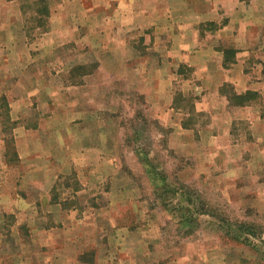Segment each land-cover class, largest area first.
Here are the masks:
<instances>
[{
  "label": "rangeland",
  "instance_id": "rangeland-1",
  "mask_svg": "<svg viewBox=\"0 0 264 264\" xmlns=\"http://www.w3.org/2000/svg\"><path fill=\"white\" fill-rule=\"evenodd\" d=\"M119 1L86 0L87 11H92L88 3L91 7L94 2L98 5L101 26L96 33L87 31L86 18L81 23L85 33L75 42L61 45L59 41L44 38L42 31L51 14L57 16L60 25L63 12L73 31L78 15L85 11L79 0H0V137L3 135L6 139L7 161L13 165L19 161L16 146L19 136L24 137L18 132L23 125L48 126L49 109H52L48 106L49 99L55 92L61 94L62 76L64 84L76 87L69 90L73 97L77 100L86 97V114L94 111V96L97 106L106 109L102 117L97 115L81 132L70 128L68 148L52 142L46 132L31 134L38 153L51 155L57 179L51 200L67 209L76 207L85 211L81 217L83 225L65 223V230L57 231L50 244L48 236L43 238L40 229L30 228L28 224L23 226V222V227L15 228V215L0 214V223L5 222L0 229V264H66L68 261L78 264L76 256L82 253L90 259L94 248L96 255L102 251L103 255L125 257L138 254L144 239L160 240L149 246L152 260L170 255V259H183L182 264H190V261H194L192 264H264V152L255 161L252 150H243L241 157V151L232 147V142L230 150L215 149L210 134L217 131L223 121L221 117L215 119L201 111V106L197 110L199 100L209 97L210 87L205 82L212 73L199 68L193 80V70L187 65L168 71L171 76L174 73L171 89L175 92L174 105L178 110L171 122H178L189 130L184 134V145L174 141L175 126L168 122L162 124L152 103L147 107L145 96L139 92L141 76H149L148 70L144 74L133 69V63L121 66L111 52V39L117 32L114 25L118 22V18L111 19V13H118ZM61 7L62 12L57 13ZM223 24L222 20L203 22L199 28V47L205 49L209 42L217 43L216 47L222 52L218 74L232 67L237 53L232 42L227 46L221 38L209 37ZM24 30L31 31L28 37ZM135 41V55H145V39L136 37ZM49 45L52 50H45ZM261 54L251 53L247 57L249 66L264 56ZM217 60V54L209 57L211 62ZM47 62L57 69L51 76L53 87L42 74L41 79H32L33 75H39L35 74L38 67L46 68ZM28 63L33 64L27 66ZM222 64L226 71L221 68ZM152 77L150 73L149 78ZM187 80L191 81L190 85ZM78 86H83L86 95L77 92ZM212 90L220 99H227L224 109L231 115L237 113L239 106L260 97L256 91L239 95L231 83L218 89L212 87ZM222 111L220 108L216 113L221 116ZM75 117L77 115H71L70 119ZM239 121L233 124L232 141L236 137L244 139L249 132L248 124ZM214 122H218L219 127L213 128ZM44 185L47 180L40 186ZM121 189L133 198L122 205L125 197L116 196L109 205L103 195ZM132 201L138 208H133ZM109 207L114 209L110 211ZM119 208L120 214L116 212ZM101 210L99 215H93ZM37 215L39 226L61 223L57 221L61 215L59 218L48 213ZM93 216L99 217L94 220ZM71 218L77 222L80 217L73 214ZM114 218L121 224L127 218L132 219L133 228L126 237L130 247L109 243L116 233L123 237L126 232L112 228ZM96 233L99 242L109 245L91 247ZM55 239L57 244H53ZM174 254L176 258H172ZM100 264L106 261L101 260Z\"/></svg>",
  "mask_w": 264,
  "mask_h": 264
},
{
  "label": "crops",
  "instance_id": "crops-1",
  "mask_svg": "<svg viewBox=\"0 0 264 264\" xmlns=\"http://www.w3.org/2000/svg\"><path fill=\"white\" fill-rule=\"evenodd\" d=\"M79 1L81 8L85 11L83 15H78L77 23L74 22L73 24V31L71 29L72 26H69L70 20L64 12L59 22L60 25L57 24V16L54 17V14H51L46 28L42 31L44 38L59 41L61 45L75 42L79 36L85 33L81 27V23L85 22L86 18L89 22L87 31L97 32V29L101 26V13H99L98 9L96 10V6L98 5L94 2V5L91 7L90 3H88L87 7L92 8V11H87L86 0ZM139 7H141L140 10ZM62 10L63 8L61 7V10L57 13H61ZM116 11L118 13H111V19L118 18V22L114 19L117 22L114 25L117 32L111 39L113 45L111 52L116 56L121 66L125 63H133V69L141 70L144 74L148 70L149 76H141L140 91L138 88L137 90L145 96L147 107L152 103L156 117L161 120L162 124L168 122L171 126H175V130H173V134L175 135L174 141L184 145L186 143L184 134H187L189 130L183 128L178 122H171L178 110L174 105L175 92L171 89L174 73L171 76V74H168V71L179 68L181 65H187L192 68L193 80H196V70L206 68L212 73L210 76H207L205 82L210 87L209 97L199 100L197 110L199 111V106H201V111L208 112L215 119L221 117L223 121L220 127L216 124L218 122H214L216 125H213V128L215 126L219 128L215 132L210 131L211 136H209L216 146L215 149L230 150L229 143L232 142L233 144L236 143L232 144V147H236L239 152L241 151V157L243 150H252L255 155V161L259 160L264 152V56H260L252 66H249L247 57L255 52H262L263 54L261 55H264V0H120ZM79 19L81 20L80 23H78ZM221 20L224 21L223 27L210 34L209 37L221 38L220 40L227 46H229V42H232L237 53L236 61L232 64V67L226 71L224 69L226 67L222 64L221 68L226 72L218 74L222 52L216 47L217 43L212 44L209 42L205 46L206 48L202 47L205 49L199 47V28L203 22H218ZM120 21L121 24H119ZM50 27L53 28L50 29ZM24 32L27 37L31 33L28 30H24ZM72 35L73 39H71ZM136 37L145 39L147 50L143 56H139V54L135 55L133 51L136 50ZM45 50H52V46H46ZM216 54L219 55V60L215 62L209 61V57ZM146 55L149 56L146 57ZM160 57H164L165 60H161ZM32 64L28 63L27 66ZM42 65L46 66L45 63H42ZM54 70L57 69H53L51 63L47 62L46 68L41 69L40 66L38 67V72H35V74H39L40 76L33 75L32 79L36 81V79H41L44 76L48 84L52 86L51 76ZM153 70H157L159 73L155 74V72H152ZM45 71L47 72L46 75L44 74ZM150 73L153 76L151 79L149 78ZM64 79L62 76L63 88L61 87L59 90L61 94L60 92L53 93L54 97L49 99V103L47 99L49 108H52L49 109L48 126L42 127L41 124L37 128L25 124L21 128L19 127L18 132L22 133L24 137L19 136L18 138L20 140L17 142L16 149L19 161H17L16 165L7 161L6 139L3 135L0 137V214H3L4 217L5 214L15 215L13 225L15 228L20 229L22 226L21 222H23V226L28 224L30 228L33 226L36 230L40 229V234L43 235V238H45L44 236H48L50 244L51 237L57 231L65 230L63 228L65 227V223L69 222L70 226L74 225V223L83 225L81 217L85 211L76 207L67 209V207L58 201L54 202V200H51L52 191L57 181L55 171L52 169L53 165L51 166V155H48V152H46V155L38 153L39 151L36 145L33 144L31 134L46 132L52 142L60 144L61 148L64 145L68 148L70 128L75 127L79 133L85 129V125H91V121L95 120L97 115L100 118L102 111L106 110L102 108V105L100 107L97 106L95 103L96 96H94V111L90 110L91 112L86 114V97H82L81 100L73 97L69 93V90L76 87L72 84H64ZM190 83L191 81L187 80V85H190ZM229 83L235 86L239 95H243L248 91H256L260 97L258 100L253 99L243 106H239L236 110L237 113L231 115L228 109H224L227 99H220L213 94L214 91L212 90V87L218 89L223 84ZM35 84L37 85V83ZM83 86L85 87L86 84L84 83ZM83 86H78L77 88V92L82 91V95L85 94ZM76 100L77 103L75 105ZM220 108L223 110L221 116H219V113H216ZM76 111L78 114H76ZM71 115H77L76 119L71 120ZM57 117L62 120H59ZM238 120H240V124H243V122L248 124L249 132L244 135V139L236 137L232 141L234 137L233 124ZM221 142L225 145L221 146ZM82 148V150H86V147ZM215 155L217 156V153ZM49 173L50 175L52 174V177H48ZM60 174L58 172V177ZM44 180H47V185L40 186ZM117 192L110 190V192L103 195L109 205H111V200L116 196L118 198L125 197V201L123 199L121 201L122 205H126L127 202H130V198H133L124 189ZM132 203L133 208H138L133 201ZM109 208L110 211L114 209L113 207ZM120 208L116 211L118 214L121 213ZM101 212L102 210L98 211V213L93 212V215H99ZM128 212L129 210L126 209V214ZM45 213L50 214L51 217L54 214L58 218L61 215V218L57 220L61 223L57 226H53V224L39 226L36 223L37 214ZM89 213L92 214V212ZM130 213H132L131 210ZM73 214L79 215L80 218L76 219L77 222L71 218ZM18 215L21 216L20 220ZM98 217L93 216L92 218L97 220ZM114 219L112 228L123 229L126 232L123 233V237L119 233H116L109 243L120 246H124L125 244L130 247L131 243L127 241L126 237L128 231H131L133 228L132 219L128 220L127 218L122 224L118 223V219ZM4 225L5 222L2 220L0 229L4 228ZM149 226L144 227L142 230ZM50 229L53 230V233H51ZM98 238L96 233L91 247L94 248V246L103 244L105 246L109 245H106L107 243L103 241L99 242ZM159 241V239L152 241L144 239L142 240V244L139 245L140 252L138 254H128L125 257L110 254L103 255L102 251L96 255V249L94 248V256L92 258L87 259L80 253L76 256V261H79L78 264H100L101 260L106 261V264H182L183 259H170V255H166L158 260H152L149 257V246L151 243H159ZM59 242H61L60 239ZM49 243H45V245H49ZM53 244H57L56 239L53 241ZM175 255H172V258H176ZM192 263L194 261H190V264ZM66 264L74 263L68 261Z\"/></svg>",
  "mask_w": 264,
  "mask_h": 264
}]
</instances>
